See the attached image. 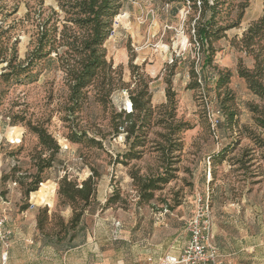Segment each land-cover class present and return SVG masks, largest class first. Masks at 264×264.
<instances>
[{"label": "rangeland", "instance_id": "rangeland-1", "mask_svg": "<svg viewBox=\"0 0 264 264\" xmlns=\"http://www.w3.org/2000/svg\"><path fill=\"white\" fill-rule=\"evenodd\" d=\"M60 1L63 0H0V58L15 56L16 64L24 61L41 31L39 25L47 19L51 20L50 24L64 19L57 6ZM146 1L153 19L157 17L162 23L153 25L155 34H165L162 44L155 42L158 54H169L163 79L173 80L170 66L177 58H184L187 72L192 69L196 74V79L189 77V80L200 82V88L187 92L182 86L175 87L181 91V96H177L181 109L177 110L175 119L187 122L191 129L181 132L179 141L172 136L170 144L166 139L169 131L160 123L167 117L163 109L156 107L149 126L143 129L142 143L132 150L136 156L124 157L129 149L124 132L126 123L115 128L117 122L124 120L118 114H126L131 108L129 96L140 89L139 76L149 90V77L139 67L127 83H119L113 75L109 93L108 87L100 91L89 86L80 109L70 115L66 111L70 105L68 84L59 59L67 58L65 47L55 45L48 58L36 63L30 80L21 83L0 80V217L7 216L13 231L9 252L16 240L14 231L20 228L17 213L28 210L36 212L38 217L47 210L44 232L50 234L61 230V222L67 224L70 220L72 209L61 204L57 196L58 181L64 176L78 184L90 176L97 181L96 195L75 231L73 244L82 240L98 242V264H159L161 258L177 255L188 240L186 221L193 214L197 199L208 206L214 241L226 250L237 248L239 241L242 248H249L255 244L251 237L264 229V129L254 124L249 109V105H257L264 111V104L237 75L239 67L252 69V58L242 51V34L262 16L263 0H225L219 6L217 21L226 30L212 43L214 55L209 64L204 61L205 48L195 43L199 4L194 7L191 3ZM244 2L248 7L240 15ZM142 5L121 0L118 13L129 12L127 6L135 8L140 12L136 25L149 23L147 27H152L150 13V20L144 17L145 21L139 23ZM52 10L58 17L52 15ZM121 17L117 16L115 22ZM132 23V15L120 19L115 40L108 41H117L128 34L125 32L132 29ZM56 26L54 36L58 44L62 24ZM168 34H179L178 40L175 37L177 49H168L172 45ZM154 44L148 48H156ZM129 49L130 57L132 47ZM106 61L111 63L113 71L121 70L122 78L123 68L114 65L108 57ZM4 67L1 63L0 72ZM128 72L126 69L125 74ZM227 73L230 75L227 84L218 88L217 81ZM212 111L220 112L214 131L208 121ZM27 122L47 130L53 140L50 151L27 129ZM167 123L174 125L170 120ZM20 136L19 144L10 143ZM175 142H180L176 144L182 148L170 153ZM51 154L52 166L39 174L46 188L38 191L41 183L38 192L25 197L24 190L36 174L37 158L48 159ZM4 176L10 179L4 181ZM145 183L155 189H145ZM41 235L46 245H53L59 252L66 250L63 244ZM48 255L37 249L29 255L32 258L28 256L14 264L83 263L73 256L49 260Z\"/></svg>", "mask_w": 264, "mask_h": 264}, {"label": "trees", "instance_id": "trees-1", "mask_svg": "<svg viewBox=\"0 0 264 264\" xmlns=\"http://www.w3.org/2000/svg\"><path fill=\"white\" fill-rule=\"evenodd\" d=\"M59 1V0H58ZM168 3H191L196 7L199 4V19L194 26V37L196 45L200 48H205L206 58L205 63L212 60L214 50L212 43L221 38L223 32L226 30L218 24L217 16L220 12L219 6L225 3V0H160ZM60 11L64 14V19L55 20L50 24L51 20L47 19L43 24L39 25L41 31L37 33V39L33 49L27 54L24 61L15 63L16 57L0 58V64L4 63L5 67L1 68L0 80L3 82L15 81L21 83L25 80H30L33 77V68L36 63L48 58L51 51L58 47H65L67 51L64 53L67 58L60 57L62 63V71L65 74L68 84V102L66 111L73 115L81 107L82 103L87 97V88L89 86L96 87L97 90L103 91L108 87L107 92L112 90L113 75H116L119 83L122 82L121 70L113 71L111 63L106 61V50L104 43L108 38L113 19L121 9V0H63L57 4ZM241 14L243 15L244 9L248 4L244 2L241 6ZM52 15L58 17L54 10L51 11ZM56 23L62 24L59 31L60 39L59 45L56 42L58 27ZM62 42V44H60ZM242 51L246 56H250L253 60L252 69L239 67L237 75L247 84L249 91L257 97L264 104V0H263V14L253 22L246 31L242 34ZM72 62V63H70ZM128 68L130 70L131 78L133 79V72L139 70V66H135L129 61ZM176 61L170 66V76H174L172 69L175 71ZM189 77L196 79L194 70L188 72ZM230 75L227 73L225 76L217 81V87L220 88L227 84ZM140 89L136 93H131L129 96L131 111L129 113H119L118 118L124 117L123 121L117 122L116 129L123 123H126L124 132L126 134L125 140L129 146L128 154L123 156L126 158H134L136 154H132V150L139 147L142 142L141 137L144 136L143 129H146L150 124V119L154 114V109L161 108L164 110V115L167 120L160 122L166 125L168 129L167 142L173 143L172 136L177 137L176 141L180 138L178 135L191 129V126L184 121H177L175 119L178 110L177 92L172 88V80L165 79L167 87L165 89L166 103L160 106L152 107L150 103V93L146 82L141 80L140 76ZM200 82L195 81L187 83L185 90H194L200 88ZM101 101V100H100ZM250 112L253 116L254 124L264 129V111L259 109L257 105H249ZM168 120L173 121L167 123ZM27 129L34 134L39 144L50 151L52 148L53 140L48 134L47 130L39 125H33L30 122L26 124ZM173 144V150L170 153L181 150V144ZM221 157V155L219 156ZM222 159V158H220ZM52 154L48 159L42 160L37 158L35 164L36 174L32 176L31 182L24 190V196L28 197L30 193L38 190L39 184L43 181L39 178L45 169L52 166ZM4 181L10 179L8 176L2 178ZM161 181L166 182L167 179ZM151 183V182H150ZM145 183V189L152 188V184ZM142 185V186H143ZM46 188V184L42 183L38 191ZM37 191V192H38ZM97 192V181L92 177H88L81 183L68 180L67 177H62L58 181L57 196L61 204L67 205L72 209V217L67 224L60 223L61 230L54 234L44 232V224L47 220V210H43L36 217V227L39 233L44 238L54 241L56 244L64 245L65 248L70 247L71 242L75 238V231L81 225V219L84 215L86 208L89 207L92 199ZM34 193V194H35ZM148 200V199H147ZM49 205V204H46ZM27 208H22L25 211Z\"/></svg>", "mask_w": 264, "mask_h": 264}, {"label": "crops", "instance_id": "crops-1", "mask_svg": "<svg viewBox=\"0 0 264 264\" xmlns=\"http://www.w3.org/2000/svg\"><path fill=\"white\" fill-rule=\"evenodd\" d=\"M133 2L134 3H132V5H136L137 3L143 4L142 6L144 9H141L142 17H140L142 22L145 21L143 20L144 17L145 19L150 20L148 19V15L151 10L147 9L150 5H145L148 1L133 0ZM127 9L129 12L126 13L133 16L134 23H132V29H130V31L127 30L125 33L128 34H123L122 38H117V41H105L104 48L106 50V57H108V59L114 63V65H120L123 68L122 70L124 74L122 76V81L124 83L131 81L130 73L128 72L127 75L125 74L126 69L129 70L128 65L130 58L133 65L141 67L142 71H144L149 77V93L151 97L150 103L152 107L160 106L166 103L165 89L167 85L164 82L162 71L164 70V63H166L165 61L169 54H158V43L155 42H160V44H162L163 41L161 38H163L165 34H155L153 25L155 23L158 25L162 23L161 21H158L157 17L153 19V14H150L151 18L153 19V21L150 23V25L152 24V27H147V24L149 23H146L145 26H137L135 19L137 21L140 12L136 11L135 8H130V6H127ZM130 9L131 11L134 9L135 11L132 13ZM134 12H136L138 15L134 14ZM168 35L170 36V40H172V45L169 46L168 49H177V45L179 44L175 41V37L178 40L179 34ZM150 44H154L153 46L156 48H148V45ZM130 47H132V50L130 51L131 56L129 57L127 50H130ZM134 48H136L137 51L133 50ZM175 61L176 68L174 71V79L172 80V87H174V90H176V92L179 94L178 96H181V91L179 89H175V87L182 86L185 88L189 82V75L187 72L188 69L185 67L186 60L184 58H177ZM178 65H181L180 70L178 69ZM185 91L187 92L189 90ZM180 109L181 101L178 102V110ZM36 215V212H29L28 210L19 214L17 213V218L22 223H18L17 225L20 226V228L15 229L16 231H14L16 240L15 243L11 245L8 264H14L17 262V260L27 258L29 255H32L33 251H37V249L41 250V252L46 251V253L49 254V260H55L57 258L65 259L73 256L75 260H80V262L83 261L82 264H98V242L93 243L91 240H87L86 242L82 240L79 243L73 244V240L70 244V247L66 248V250L63 252H59L53 245V247L49 244L46 245L45 241L39 236V232L36 227ZM25 232L26 235H24ZM41 236L44 237L43 235ZM212 238L214 244L219 250L223 264H264V229L259 232L258 236L255 234V237H251L255 244L249 248H242V241H239L240 245L237 248L226 250L225 247H221L216 244L214 241L213 231ZM243 250L249 251V254H244L242 252ZM34 256L39 257V255L35 254ZM162 259L163 258L159 260V264ZM148 260H150V258H148ZM41 262H43V259H41Z\"/></svg>", "mask_w": 264, "mask_h": 264}, {"label": "built area", "instance_id": "built-area-1", "mask_svg": "<svg viewBox=\"0 0 264 264\" xmlns=\"http://www.w3.org/2000/svg\"><path fill=\"white\" fill-rule=\"evenodd\" d=\"M129 3H134L131 0H126ZM150 14H153L150 11ZM120 19L128 16L127 13L120 14ZM113 19L111 29L107 38L112 40L116 37V29L120 24V19L115 22ZM139 23H142L140 21ZM127 96L126 92H122ZM131 106V105H130ZM130 110H126L129 113ZM220 112H211L208 114L209 125L214 131L219 124ZM13 141V142H12ZM11 144H19L21 142V136L17 140H12ZM15 141V142H14ZM8 218L4 214L0 217V263L7 264L8 252L10 249V239L13 235L12 228L8 226ZM186 230L188 233V240L181 248L177 255H167L162 259L160 264H223L220 257L219 250L213 242L210 212L208 206L203 203L201 199L196 200L195 210L191 217L186 221Z\"/></svg>", "mask_w": 264, "mask_h": 264}, {"label": "bare ground", "instance_id": "bare-ground-1", "mask_svg": "<svg viewBox=\"0 0 264 264\" xmlns=\"http://www.w3.org/2000/svg\"><path fill=\"white\" fill-rule=\"evenodd\" d=\"M128 105H130V103L128 102ZM129 110H130V107H129Z\"/></svg>", "mask_w": 264, "mask_h": 264}]
</instances>
